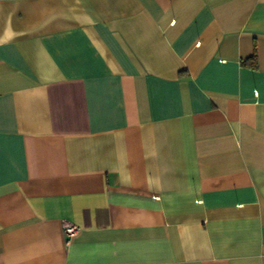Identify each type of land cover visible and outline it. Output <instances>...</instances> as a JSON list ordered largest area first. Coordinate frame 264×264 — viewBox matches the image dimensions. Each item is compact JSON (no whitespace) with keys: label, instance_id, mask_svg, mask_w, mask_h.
<instances>
[{"label":"crops","instance_id":"0c3cea01","mask_svg":"<svg viewBox=\"0 0 264 264\" xmlns=\"http://www.w3.org/2000/svg\"><path fill=\"white\" fill-rule=\"evenodd\" d=\"M0 264H264V0H0Z\"/></svg>","mask_w":264,"mask_h":264},{"label":"built area","instance_id":"2783aa9c","mask_svg":"<svg viewBox=\"0 0 264 264\" xmlns=\"http://www.w3.org/2000/svg\"><path fill=\"white\" fill-rule=\"evenodd\" d=\"M77 231H78V226L73 223L67 222L63 226V232L66 237H71L75 235Z\"/></svg>","mask_w":264,"mask_h":264},{"label":"trees","instance_id":"16d2710c","mask_svg":"<svg viewBox=\"0 0 264 264\" xmlns=\"http://www.w3.org/2000/svg\"><path fill=\"white\" fill-rule=\"evenodd\" d=\"M243 63L245 65H248L252 68H256L257 67V59H256V52H255V49L252 53V55L246 59L243 60Z\"/></svg>","mask_w":264,"mask_h":264}]
</instances>
